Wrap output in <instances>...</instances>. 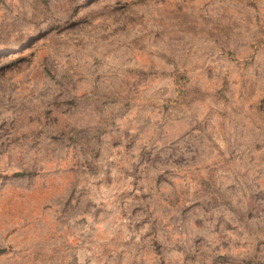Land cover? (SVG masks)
<instances>
[{"label":"rangeland","instance_id":"374dc122","mask_svg":"<svg viewBox=\"0 0 264 264\" xmlns=\"http://www.w3.org/2000/svg\"><path fill=\"white\" fill-rule=\"evenodd\" d=\"M0 264H264V0H0Z\"/></svg>","mask_w":264,"mask_h":264}]
</instances>
